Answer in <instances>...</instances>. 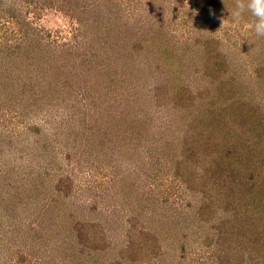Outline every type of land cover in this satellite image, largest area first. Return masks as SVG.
Returning a JSON list of instances; mask_svg holds the SVG:
<instances>
[{
    "label": "rangeland",
    "instance_id": "1",
    "mask_svg": "<svg viewBox=\"0 0 264 264\" xmlns=\"http://www.w3.org/2000/svg\"><path fill=\"white\" fill-rule=\"evenodd\" d=\"M242 2L0 0V264H264V199L199 211L209 117L264 179Z\"/></svg>",
    "mask_w": 264,
    "mask_h": 264
},
{
    "label": "trees",
    "instance_id": "2",
    "mask_svg": "<svg viewBox=\"0 0 264 264\" xmlns=\"http://www.w3.org/2000/svg\"><path fill=\"white\" fill-rule=\"evenodd\" d=\"M211 118L212 117L208 118L209 121L205 132H201L203 137L204 134L206 136L205 147L208 148L206 164L201 175L206 177L205 181L210 194L206 193L209 199L205 196V193L202 194L204 202L200 206L199 211L205 213L210 209L211 204L215 211H224L230 206H237V204L242 206V203L245 207H248L252 205L250 199L257 198V195H259V200H263L264 193H262V191L264 192V179L257 180V186H252V178L250 179L249 177L252 172L247 168L246 164L242 166L234 162L230 154L231 152L228 150L230 148V143H228V141L223 142L222 138H224L225 135L222 133L227 130L226 125H230V127L234 129L236 125L229 123L225 124L220 118L216 119L218 121ZM201 133L198 134L202 135ZM205 141H202L199 146L203 145ZM253 181L255 182V180ZM200 186L203 188V182H201ZM222 204H224V206H222ZM240 218L241 216L239 215L232 218L235 225L239 223L243 226V224L240 223Z\"/></svg>",
    "mask_w": 264,
    "mask_h": 264
},
{
    "label": "clouds",
    "instance_id": "3",
    "mask_svg": "<svg viewBox=\"0 0 264 264\" xmlns=\"http://www.w3.org/2000/svg\"><path fill=\"white\" fill-rule=\"evenodd\" d=\"M250 12L255 20L249 24L257 36H264V0H244L231 12L234 23H239L244 9Z\"/></svg>",
    "mask_w": 264,
    "mask_h": 264
}]
</instances>
